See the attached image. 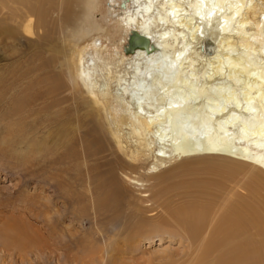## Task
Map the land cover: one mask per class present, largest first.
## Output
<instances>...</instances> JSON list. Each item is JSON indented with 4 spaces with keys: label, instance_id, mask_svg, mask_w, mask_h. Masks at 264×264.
Wrapping results in <instances>:
<instances>
[{
    "label": "bare ground",
    "instance_id": "1",
    "mask_svg": "<svg viewBox=\"0 0 264 264\" xmlns=\"http://www.w3.org/2000/svg\"><path fill=\"white\" fill-rule=\"evenodd\" d=\"M99 2L0 0V51L5 39L14 55L21 33L36 36L42 60L34 67L30 103L49 115L41 123L69 134L85 135V128L109 134L124 169L117 168L120 188L134 186L142 198L152 197L145 201L159 203L160 211L135 210L136 233L147 229L158 231L160 240L177 239L187 252V259L180 257L185 264H264L259 203L225 211L204 181L172 196L147 192L154 187L149 178L178 161L184 166L220 156L264 170V0H112L106 23L96 15ZM135 31L149 44L127 53L123 44ZM95 32L107 41L116 33L124 38L114 48L107 41L97 46ZM44 50L56 58L44 60ZM12 79L0 75L4 113L22 93L20 80ZM23 118L6 126L14 141L21 139V126H14ZM228 165L230 171L239 167L209 168ZM252 183L253 191L264 189L263 178Z\"/></svg>",
    "mask_w": 264,
    "mask_h": 264
},
{
    "label": "rangeland",
    "instance_id": "2",
    "mask_svg": "<svg viewBox=\"0 0 264 264\" xmlns=\"http://www.w3.org/2000/svg\"><path fill=\"white\" fill-rule=\"evenodd\" d=\"M111 5L112 0L99 2L96 15L104 23L112 12ZM93 34L98 39L97 46L102 41L108 48H114L112 45L124 38L116 33L112 41H107L104 32ZM20 37L16 54H10L13 42L9 39H5L0 51V75L14 78L10 82L20 80L22 90L17 103L10 104L9 113L0 106V264H185L187 252L177 239L165 236L160 240L156 230L153 234L147 229L136 233L135 210L147 205L144 209L154 207L160 211L159 203L145 201L152 197L142 198L134 186L120 188L119 180H124L119 171L124 169L115 162L119 154L109 134L88 132L89 128H85V135L80 131L69 134L41 123L49 115L37 112L38 104L30 102L36 90L32 87L34 67L42 59L35 47L36 36L21 33ZM130 37L123 44L124 51ZM50 55L55 57L44 50L41 57L46 60ZM58 77L61 79L59 75L53 78ZM21 118L22 122L14 126H21L19 142L14 141L17 137L11 136L6 126ZM186 162L184 166L183 161H178L164 168L160 177L152 175L149 183L154 187L147 192L154 195L166 190L172 196L194 182L204 181L210 184L212 193H219L224 210L248 202L257 207L259 203L264 210V189L259 193L251 189L253 180L264 179L261 168L220 156ZM230 162L239 167L230 171L227 168L233 165H228L217 172L209 168ZM151 203L154 204L148 205ZM149 213H144L147 218L152 217Z\"/></svg>",
    "mask_w": 264,
    "mask_h": 264
},
{
    "label": "water",
    "instance_id": "3",
    "mask_svg": "<svg viewBox=\"0 0 264 264\" xmlns=\"http://www.w3.org/2000/svg\"><path fill=\"white\" fill-rule=\"evenodd\" d=\"M149 44V41L147 38H144L143 36L139 35L136 31L133 32L129 39V44L125 47V51L127 53L133 52L135 48L141 46V47H147Z\"/></svg>",
    "mask_w": 264,
    "mask_h": 264
}]
</instances>
